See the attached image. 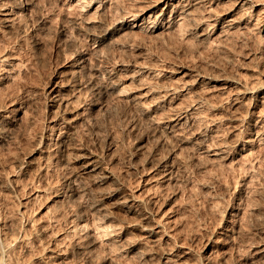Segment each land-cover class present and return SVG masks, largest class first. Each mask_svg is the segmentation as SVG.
I'll return each mask as SVG.
<instances>
[{"label": "rangeland", "instance_id": "obj_1", "mask_svg": "<svg viewBox=\"0 0 264 264\" xmlns=\"http://www.w3.org/2000/svg\"><path fill=\"white\" fill-rule=\"evenodd\" d=\"M0 264H264V0H0Z\"/></svg>", "mask_w": 264, "mask_h": 264}, {"label": "bare ground", "instance_id": "obj_2", "mask_svg": "<svg viewBox=\"0 0 264 264\" xmlns=\"http://www.w3.org/2000/svg\"><path fill=\"white\" fill-rule=\"evenodd\" d=\"M219 155V154H218ZM124 201V200H123ZM124 204V203H123Z\"/></svg>", "mask_w": 264, "mask_h": 264}]
</instances>
